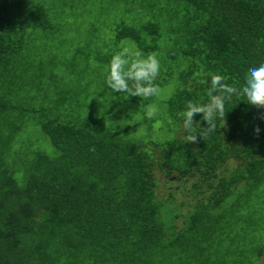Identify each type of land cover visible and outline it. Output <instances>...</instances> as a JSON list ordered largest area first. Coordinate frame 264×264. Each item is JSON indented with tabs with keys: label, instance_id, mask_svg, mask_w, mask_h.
Returning <instances> with one entry per match:
<instances>
[{
	"label": "trees",
	"instance_id": "obj_1",
	"mask_svg": "<svg viewBox=\"0 0 264 264\" xmlns=\"http://www.w3.org/2000/svg\"><path fill=\"white\" fill-rule=\"evenodd\" d=\"M74 2L0 0V264H246L264 256V238L251 235V216L264 209V110L243 97L226 100L225 119L198 144L186 141L181 116L189 101L208 102L211 74L242 87L248 69L264 62V0H112V45L96 46L93 57V45L78 42L66 61L50 53L37 83L19 73L38 61L33 31L64 42L57 6L77 17ZM126 42L142 58L156 55L153 83L168 97L107 85ZM161 43L171 47L162 57ZM125 58L127 71L135 58ZM50 88L53 103L28 105L27 93L47 97ZM161 105L150 118L149 106L156 114ZM131 108L145 134L135 135L137 121L103 125ZM21 118L39 127L52 155L18 138ZM157 120L166 121L163 138L153 131ZM194 120L198 132L206 126L200 114ZM229 160L237 167L227 168ZM157 174L193 181L197 197L183 202L186 212L157 192Z\"/></svg>",
	"mask_w": 264,
	"mask_h": 264
},
{
	"label": "rangeland",
	"instance_id": "obj_2",
	"mask_svg": "<svg viewBox=\"0 0 264 264\" xmlns=\"http://www.w3.org/2000/svg\"><path fill=\"white\" fill-rule=\"evenodd\" d=\"M111 1L112 0H99V2L102 3L101 6L98 2L93 5L89 4L85 0H75V12L77 15L79 14L77 17L71 14L69 10L64 9L61 6H57L58 16L63 18L62 22L64 23L61 27L64 42L60 43L53 37L47 38L37 30L33 31V33L37 36V41H33L30 46L37 50L35 53L37 54L38 61H36L33 65L27 62H23L20 66L19 73L24 74L28 79L34 78V81L37 83L40 79L43 78L41 77V73L43 72L41 66L43 65L45 67L48 65L46 64V62L50 53L56 54L57 61H66L72 54L74 47L78 45V42H80L81 44H85L86 42H88L91 46L93 45L92 47H90V52L93 57L97 55L96 46H101L104 43L112 45V33H110V28L108 27V25L112 22V17L119 14L116 13V6H111ZM64 17L66 18V22L64 20ZM103 33H107V37L104 38L105 34L103 35ZM124 48L128 49L131 58H135V54L138 52V50L132 43L126 42L125 44H123L120 50H123ZM169 48H171L169 44L163 45L161 43V48L159 51L161 57L164 56V53ZM82 65L83 63L79 64L80 67H82ZM89 65L94 67V62L90 61ZM53 73L57 74L58 76L63 74L61 69H55ZM43 93L44 92L37 93L35 90L34 93H27L33 96V98L28 101V105L33 108H39L40 106H46L53 103L51 100L54 98L56 91L53 88H50L46 92L48 95L47 97ZM169 94V90L159 91L156 99L157 101H162L163 99L168 97ZM117 109L118 111L120 110L119 106L117 107ZM131 109L123 111V113L129 114L128 117H124L122 113H118L121 118L120 122L116 121L117 117H113L111 124L103 125L108 128L109 126H112L114 130H118V128H115L114 126L118 124H127L126 119L128 121H131L130 123H128L130 125L135 124L137 121L140 125L135 135H137V137H140L141 135L145 134L147 123H143L141 120V116L137 115L134 109ZM163 111L164 106L161 105V109L158 110L155 115L159 116L161 113H163ZM100 112H104V110H101ZM163 116L166 120H168L166 115ZM16 123L26 124L25 131L18 136L19 139H23V136H25L24 139L28 138L35 144L41 145L42 148L50 155L54 153L47 137L44 136L39 127L35 126L32 122L25 118L19 119ZM163 124H166V121L157 120L156 122H154L153 131L155 130L156 137L163 138L166 136V133H164L163 131H158V127ZM226 167L229 169L237 167V161L229 160ZM157 175V192L163 193L162 196L165 198H168L169 196L167 195V192L172 194L175 197L173 203L177 205L180 204L181 211L186 212L189 206L187 204L184 205L183 202H187L190 199L197 197V194H193L190 191L191 183L193 181L189 180L190 178H177L176 175ZM251 217L254 218L253 222H256L257 224L255 227L256 230L253 231L251 235H254L257 239L264 238V230L262 229V227L264 228V209L258 210ZM261 257L258 258L257 256H255L252 263L247 262L246 264H264V256Z\"/></svg>",
	"mask_w": 264,
	"mask_h": 264
},
{
	"label": "clouds",
	"instance_id": "obj_3",
	"mask_svg": "<svg viewBox=\"0 0 264 264\" xmlns=\"http://www.w3.org/2000/svg\"><path fill=\"white\" fill-rule=\"evenodd\" d=\"M128 49L114 55L110 62V72L106 77L107 85L115 92H127L132 96L158 95L159 87L153 81L159 74V61L156 55L149 54L142 58L137 52L135 59H132L130 67L125 71L129 60ZM131 81V84L129 83ZM209 100L206 104H197L189 101L181 116L183 127L188 133L186 141L191 144H198L201 139H206L216 129V120L225 119V101H231L233 97H243L246 103L258 110H264V62L250 67L246 74L245 83L242 87H235L225 82V77L220 74H211L210 88L208 90ZM200 114L206 122V126L199 132L195 127L194 117ZM155 115V109L149 106L148 116ZM258 119L264 120V111H260ZM261 132L257 125L254 133L259 136ZM95 151V148L90 149Z\"/></svg>",
	"mask_w": 264,
	"mask_h": 264
}]
</instances>
